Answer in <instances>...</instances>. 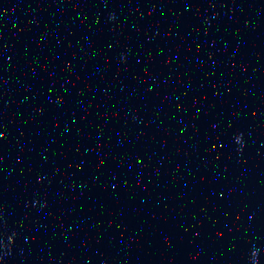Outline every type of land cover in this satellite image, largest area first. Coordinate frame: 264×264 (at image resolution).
<instances>
[{"label":"water","instance_id":"95a60500","mask_svg":"<svg viewBox=\"0 0 264 264\" xmlns=\"http://www.w3.org/2000/svg\"><path fill=\"white\" fill-rule=\"evenodd\" d=\"M0 264H264V0H141L3 114Z\"/></svg>","mask_w":264,"mask_h":264}]
</instances>
